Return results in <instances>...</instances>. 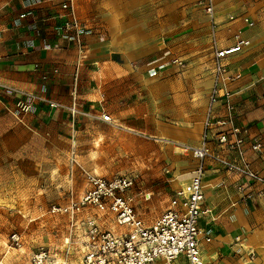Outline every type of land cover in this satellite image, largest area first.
Returning a JSON list of instances; mask_svg holds the SVG:
<instances>
[{
  "label": "crops",
  "instance_id": "crops-1",
  "mask_svg": "<svg viewBox=\"0 0 264 264\" xmlns=\"http://www.w3.org/2000/svg\"><path fill=\"white\" fill-rule=\"evenodd\" d=\"M67 1L11 0L0 10V91L9 104L16 102V92L40 95L59 104L52 109L39 103L40 116L61 117L71 111L76 123L104 130V153L117 151L123 161L119 171L140 172L138 192L152 195L148 201L136 198V213L145 224L151 225L167 210L176 191L188 187L199 163L184 151L203 142L214 83V44L228 48L238 35L251 43L228 58L229 73L240 78L225 87L236 107L234 124L250 127L252 136L264 138V0H213L214 20L224 21L211 33L205 26L210 17L200 15L205 28L191 41L195 48L192 56H186L191 59L186 70L159 53L156 26L149 37L139 38L135 33L103 35L100 29L84 25L85 49L80 52L72 34L63 30L62 5ZM70 1L76 15V2ZM214 111L215 117H226L223 100ZM102 112L110 115L111 122L101 120ZM209 146L220 150L214 143ZM149 151L150 160L143 162ZM223 157L239 163L233 153L223 152ZM246 160L264 176V150L248 151ZM204 169L206 212L199 220L203 261L243 264L247 249L264 252V186L227 171L212 159L204 161ZM175 264L187 262L180 258Z\"/></svg>",
  "mask_w": 264,
  "mask_h": 264
},
{
  "label": "rangeland",
  "instance_id": "rangeland-1",
  "mask_svg": "<svg viewBox=\"0 0 264 264\" xmlns=\"http://www.w3.org/2000/svg\"><path fill=\"white\" fill-rule=\"evenodd\" d=\"M10 1L0 0V10ZM75 2L80 21L100 29L103 35L122 37L125 33L130 36L135 33L139 38L149 37L156 26L159 53L171 57V64L175 66L178 65L173 63L174 59L183 61L184 65L178 66L182 70L190 65L191 59L186 56H192L190 51L195 47L191 41L196 33L205 26L211 33L217 32L221 27L217 24L224 21L214 20L201 0ZM205 13L211 22L204 26L200 15ZM230 20L233 18H227ZM127 25L129 28H123ZM250 45L249 42L247 47ZM4 96L0 91V262L30 264L32 254L44 249L52 255L54 264H78L83 235L72 229L71 213H56L53 208H67L78 202L87 190L88 175L109 179L137 174L139 181L133 191L138 192L142 174L119 171L123 166L122 157L119 158L117 151L104 153V130L76 123L71 111L61 117L59 114L42 117L35 107L27 114H18L15 102L9 104ZM80 125L84 126L81 131L77 130ZM150 157L151 151L145 152L143 162ZM94 214L99 215L96 218L104 229L117 228L108 211L99 212L90 207L79 216L94 217ZM13 234L20 236L21 248L11 247ZM242 263L264 264V252L247 249Z\"/></svg>",
  "mask_w": 264,
  "mask_h": 264
},
{
  "label": "built area",
  "instance_id": "built-area-1",
  "mask_svg": "<svg viewBox=\"0 0 264 264\" xmlns=\"http://www.w3.org/2000/svg\"><path fill=\"white\" fill-rule=\"evenodd\" d=\"M204 2L205 11L213 17V0ZM65 11L63 30L71 33L73 41L80 52L85 49L83 34L84 24L75 15L70 0L62 5ZM249 26L254 23L244 20ZM249 45V41L236 37L234 45L228 48H217L214 44L213 87L210 94V108L205 123L203 142L200 147L186 149L198 160L190 183L186 189L176 191L169 202L167 210L158 217L152 225H146L136 213V198L150 200L149 192H134L139 176H115L102 178L88 175L87 190L80 200L71 207H54L53 212H69L73 216L72 229L79 230L83 237L84 253L81 264H175L180 258L187 264H205L200 251L202 233L199 220L206 212L204 209V192L202 177L204 161L212 159L220 163L227 171L239 174L249 181L264 186V176L253 171L246 160L248 151L261 153L264 150V138L256 134L252 136L250 127L236 126V107L232 103V93L225 85L232 83L240 76L229 73L227 60L232 55L241 52ZM174 64L183 66L184 62L174 59ZM47 79V76H44ZM229 81V82H228ZM4 89V88H2ZM15 109L18 114H27L39 103H46L50 108H58L59 104L48 101L40 95L16 92ZM220 100L224 101L226 117H215L214 106ZM76 111L75 105L71 107ZM100 118L111 122V117L102 112ZM214 119H216L214 121ZM214 143L219 151H212L210 144ZM223 152L233 153L239 163L231 162L223 157ZM95 208L99 212L108 211L112 215L116 229H104L96 217H80L85 209ZM13 249L21 248L22 241L18 234L10 238ZM48 250L40 249L32 254L30 264H54ZM0 264H3L1 261Z\"/></svg>",
  "mask_w": 264,
  "mask_h": 264
},
{
  "label": "bare ground",
  "instance_id": "bare-ground-1",
  "mask_svg": "<svg viewBox=\"0 0 264 264\" xmlns=\"http://www.w3.org/2000/svg\"><path fill=\"white\" fill-rule=\"evenodd\" d=\"M101 147V146H100ZM163 262H160V263H158V264H162Z\"/></svg>",
  "mask_w": 264,
  "mask_h": 264
}]
</instances>
